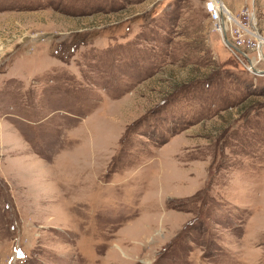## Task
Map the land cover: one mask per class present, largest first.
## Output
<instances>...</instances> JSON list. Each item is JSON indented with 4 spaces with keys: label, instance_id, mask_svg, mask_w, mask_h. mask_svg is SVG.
<instances>
[{
    "label": "rangeland",
    "instance_id": "obj_1",
    "mask_svg": "<svg viewBox=\"0 0 264 264\" xmlns=\"http://www.w3.org/2000/svg\"><path fill=\"white\" fill-rule=\"evenodd\" d=\"M209 1L0 0V264H264V0Z\"/></svg>",
    "mask_w": 264,
    "mask_h": 264
},
{
    "label": "built area",
    "instance_id": "obj_2",
    "mask_svg": "<svg viewBox=\"0 0 264 264\" xmlns=\"http://www.w3.org/2000/svg\"><path fill=\"white\" fill-rule=\"evenodd\" d=\"M206 8H207V12L209 13V15L211 16V19L214 22H219L221 20L222 12L219 9V7L217 6L215 0H210L209 2H207Z\"/></svg>",
    "mask_w": 264,
    "mask_h": 264
},
{
    "label": "bare ground",
    "instance_id": "obj_3",
    "mask_svg": "<svg viewBox=\"0 0 264 264\" xmlns=\"http://www.w3.org/2000/svg\"><path fill=\"white\" fill-rule=\"evenodd\" d=\"M216 4H217V6L219 7V9L221 10V12L226 11V9H225L223 3L216 1ZM222 10H223V11H222ZM227 13H228V12H227ZM228 18H229V20H231V16L228 17ZM222 29H223V28H222ZM259 43H260V46L262 47V45L264 44V40L261 39V38H259ZM263 46H264V45H263ZM261 57H262V56H261Z\"/></svg>",
    "mask_w": 264,
    "mask_h": 264
},
{
    "label": "water",
    "instance_id": "obj_4",
    "mask_svg": "<svg viewBox=\"0 0 264 264\" xmlns=\"http://www.w3.org/2000/svg\"><path fill=\"white\" fill-rule=\"evenodd\" d=\"M223 26H225V23L223 22ZM226 39L228 40V38L226 37Z\"/></svg>",
    "mask_w": 264,
    "mask_h": 264
}]
</instances>
